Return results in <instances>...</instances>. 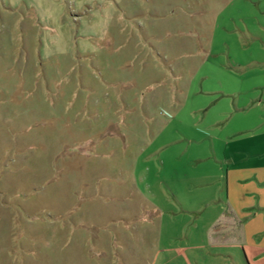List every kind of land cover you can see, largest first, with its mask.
<instances>
[{"label":"rangeland","instance_id":"rangeland-1","mask_svg":"<svg viewBox=\"0 0 264 264\" xmlns=\"http://www.w3.org/2000/svg\"><path fill=\"white\" fill-rule=\"evenodd\" d=\"M263 84L264 0H0V264H264Z\"/></svg>","mask_w":264,"mask_h":264},{"label":"crops","instance_id":"crops-1","mask_svg":"<svg viewBox=\"0 0 264 264\" xmlns=\"http://www.w3.org/2000/svg\"><path fill=\"white\" fill-rule=\"evenodd\" d=\"M258 64V63H257ZM264 87V84L262 85ZM264 95V94H263Z\"/></svg>","mask_w":264,"mask_h":264}]
</instances>
